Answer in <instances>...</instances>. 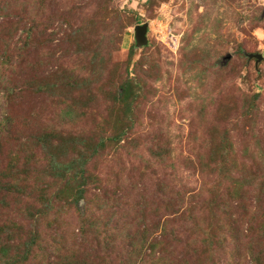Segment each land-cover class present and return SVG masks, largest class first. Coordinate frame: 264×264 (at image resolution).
<instances>
[{
	"label": "rangeland",
	"instance_id": "1",
	"mask_svg": "<svg viewBox=\"0 0 264 264\" xmlns=\"http://www.w3.org/2000/svg\"><path fill=\"white\" fill-rule=\"evenodd\" d=\"M144 23L148 44L137 47L135 27ZM258 30L264 0H0V183L20 192L6 197L11 219L40 238L24 264H57L72 253L90 264L96 237L107 238L104 264H137L142 238L157 236L176 191L188 212L167 225L171 251L187 252L191 264H255V257L264 264V58L248 56H264ZM70 72L77 91L61 88ZM128 75L141 84L131 110L114 101ZM43 83L59 85L44 94ZM126 123L130 142L118 150L107 143L87 165L108 200L94 190L77 208L66 204L62 177L46 168L62 153L45 135L98 140ZM214 148L231 152L240 171L219 174ZM160 150L165 168L157 166ZM199 156L211 164L204 173L192 166ZM244 171L254 175L238 199L231 179ZM46 198H53L47 210ZM29 213L38 221H21Z\"/></svg>",
	"mask_w": 264,
	"mask_h": 264
},
{
	"label": "trees",
	"instance_id": "2",
	"mask_svg": "<svg viewBox=\"0 0 264 264\" xmlns=\"http://www.w3.org/2000/svg\"><path fill=\"white\" fill-rule=\"evenodd\" d=\"M6 15L7 14H5V16ZM133 49H136L135 45H133L130 49L131 58L134 55L132 51ZM91 62L92 60L89 61V63ZM97 69H102V67L99 66ZM94 71L97 72L96 70ZM78 84V78L76 77V74L73 75L72 72H70L68 76L62 77V81L60 83V85L62 86L61 88H64V90L67 92L71 89L77 91L79 89ZM54 85L59 84L43 83V85L38 86V88L39 90L43 91L44 94H50L51 89L54 87ZM140 85V80H138L136 76L131 77L128 75L126 79L121 83L119 91L117 92V94H115V97L113 96L115 103L118 102V104H120L124 109L131 110V105L137 99L134 89L139 88ZM72 100L75 102L76 98H72ZM127 125L128 124L126 123V126L115 130V132H112L109 135L99 136L98 140L93 134L90 133H54L51 134L52 136L44 134L45 138L43 139V141H45V145L47 144L50 148L52 146V142H57L58 146L60 147L59 150L62 153L61 160L56 159L54 156L48 157L46 168L51 174L57 176L60 175L62 177V186L60 192H63V200L66 204L77 208L80 201L84 200L86 198V195L94 190L100 193L98 194L94 191V193H96L95 196L98 199L101 196V198L104 199L103 201L106 202L108 200V191L104 187H102L103 182L101 178L90 173V169L87 165L92 156H96L100 152V150L107 145V143H112L113 148L118 150L121 149V147H124L125 143L130 142L129 139L132 136L128 131H126ZM70 148H74V151H77L75 158H73V156H71V154L69 153ZM155 154L157 156V166H164L165 168L167 166L165 164V155L167 156V153L164 150H160ZM231 154L232 153L229 152L228 155H226L225 151L221 149L219 150L217 148L211 149L209 152V156L214 163L212 167H216L219 174L221 173L223 177L228 176L233 169L235 171H240V166L242 167V164L238 165V160L235 159V157H233ZM217 155L218 157L220 155L223 158L225 157V160L217 161ZM195 159L196 160L192 162V166L194 168H198L200 173L206 172V169L211 165L203 164L202 156L196 157ZM169 160H171V157ZM228 160H231L229 162L230 164L228 163ZM170 166L175 170L173 162L172 164H170ZM228 167H230L232 170H230V168ZM239 173L240 175L237 178L232 177L231 185L233 186V194L237 195L236 198L241 199L244 192L243 188L245 187V183L243 180L247 175H252L253 173L248 171H244L242 172V174L241 172ZM259 192H264V184L262 183L259 186ZM17 193L20 192L16 188L15 184H10L8 182H6L5 184L0 183V259L4 261L3 264H24V262H26L30 255H32V253L35 251V247L39 244L40 240L38 231L36 232L34 230H26L24 223H17L13 221V219H11L10 217V212H7L9 210V205L7 204L6 197ZM183 194L184 193L180 191H176L175 200L171 203L172 206H170V204L166 205V208L169 209V213L164 217L161 216L160 219L157 220L156 226L158 227L159 232L157 236L153 237L152 241H149L146 236L142 238V246H140L141 250H139L138 252L139 262L137 264H144V262L146 263L149 261L152 262L147 264H191L189 258H184V255L187 256V252L185 253L183 251L175 254L174 251H171L172 242L170 241L172 239V232L167 234V225L170 222H174L175 217H183L188 212V207L183 206L185 198ZM55 199L57 198L55 197ZM44 201L45 202L43 204V207H45L46 210L50 209L52 207L53 198H46ZM46 210L40 211V213H45ZM38 219L39 217L37 215L29 213L26 214V216H24L21 221H26L29 223L32 220L38 221ZM142 226L141 233L143 234L147 230L146 223L143 222ZM89 232L92 231L89 230ZM85 233L86 232L82 230L81 233L77 236L83 239ZM132 238H134V240L137 239V237H134L133 234L130 235V245L133 241ZM106 239L107 238L100 239L96 237L95 241L98 245L96 246V249H93L92 254H90V256H92L93 258V261L90 264H104L107 261L106 258L103 257L100 253V245H105L104 242L106 241ZM145 245L148 246V248H146ZM107 248V251H109L111 248H114V244L112 246L111 244H108ZM13 249L16 251H14ZM146 250H152V252H150L152 253V255L146 253ZM18 251L21 254H19ZM73 255L74 253H72L70 257L66 258L62 262H58L57 264H86L85 260L81 259L80 261L79 259H75L73 258ZM148 255H150V257H154V260L150 257L148 258ZM178 255L179 257H181V259H179ZM146 256L147 260L145 259L144 261V258ZM257 259L255 257V264ZM108 261H110V264H115L117 262V260H112L110 258L108 259ZM119 264L129 263L120 261Z\"/></svg>",
	"mask_w": 264,
	"mask_h": 264
},
{
	"label": "water",
	"instance_id": "3",
	"mask_svg": "<svg viewBox=\"0 0 264 264\" xmlns=\"http://www.w3.org/2000/svg\"><path fill=\"white\" fill-rule=\"evenodd\" d=\"M148 23L140 24L135 27V44L137 47H143L148 44ZM249 58H256V63L260 62L264 56L262 54H249Z\"/></svg>",
	"mask_w": 264,
	"mask_h": 264
},
{
	"label": "clouds",
	"instance_id": "4",
	"mask_svg": "<svg viewBox=\"0 0 264 264\" xmlns=\"http://www.w3.org/2000/svg\"><path fill=\"white\" fill-rule=\"evenodd\" d=\"M255 34L258 38L264 39V31L258 30Z\"/></svg>",
	"mask_w": 264,
	"mask_h": 264
}]
</instances>
